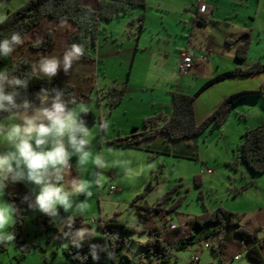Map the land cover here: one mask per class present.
<instances>
[{
    "label": "rangeland",
    "instance_id": "rangeland-1",
    "mask_svg": "<svg viewBox=\"0 0 264 264\" xmlns=\"http://www.w3.org/2000/svg\"><path fill=\"white\" fill-rule=\"evenodd\" d=\"M26 1H0V22L6 18L7 12L14 11ZM194 1L203 2L209 7L210 20L207 24L200 25L192 21L191 16L195 12L192 7ZM140 13H144L145 22L144 29L139 34L137 20L134 24L129 23L131 16H122L101 24L102 32L97 41L100 63L95 71L88 75L87 80L95 85L97 78L95 86L99 85L97 89L101 88L103 91L102 93L98 91L97 95V89L93 87L91 99L76 103L73 108L78 111L91 108L96 112L101 108L104 115L102 124H106L107 127L101 136L103 130L99 121L86 124L90 130L91 156L84 170L79 169L77 158L74 156L70 162L72 165L70 175L66 179L82 178L91 182L89 190L92 196L87 199L88 207L83 217L72 211L67 212L68 216L71 219L82 218L81 228L95 229L92 232L94 235L101 234L99 221L111 219L113 216L119 222L134 227L135 231L126 235L115 231V237L121 240L120 253L127 255L132 264H163L153 258L142 259V255L146 254V248L141 246L151 238L150 230L153 228L162 231L161 237L169 247L166 253L170 260L166 264H186L195 253L199 257V264H259L248 258L245 247L237 244L236 236H224L225 246L222 253L224 261L220 260L212 246H218V239L223 234L206 237L200 229L191 227V221L206 210L212 212L222 207L243 216L241 217L243 224L258 229L259 241L264 238V207H259L264 206V178L251 185L247 192L245 190L234 195V189L244 186L246 182H254L257 177L245 164H240L237 168L228 165L234 160L245 132L257 125H264L262 101L247 99L238 102L220 128H208L196 136L193 152L195 155L187 158L161 154L172 151L159 141L153 142V139L144 140L152 145L145 147L149 151L126 150L110 144V140L128 134L130 129L127 122H124L126 117L120 111L121 108L109 113L110 108L106 103L104 91L113 86V78L117 81L125 78L133 58L132 84L143 86L144 98L162 101L171 91L193 94L200 88L198 86L201 78L209 76L216 70H229L240 66L238 65L240 62L235 59L238 44L235 40L242 32H248L251 41L244 66L255 61L264 63V0H146L145 8L141 9ZM138 14L136 12L134 16ZM49 27L46 23L42 26L37 25L33 32L25 36V42L17 48L16 55L30 57L35 54L33 61L28 58L32 65L46 55L53 39L46 50L35 49L32 46L42 43L47 32L54 34V30L51 29L53 27L50 29ZM226 41L231 43L227 44ZM185 48L191 49L197 58L207 59L197 60L198 62L192 66L197 67L196 70L193 72L191 68L187 76L180 77L178 73L181 62L180 50ZM54 54L57 57L62 56L59 53ZM6 59L4 57L1 59L0 71L5 70ZM93 62L81 63L88 65ZM59 72L65 74L62 70ZM86 77L87 75L85 81ZM259 79V76H249L225 80L203 94L199 102L202 104L217 102L218 99H214L217 94L223 96L239 90L256 88ZM75 88L78 91L81 85ZM140 89L137 88L136 93L140 94ZM129 102L131 101L127 100L122 105L123 110L126 107L134 108ZM6 118L7 116L0 121ZM182 142L187 148H192L190 143L184 140H176L174 143ZM5 150L7 146L0 145V152ZM96 156L104 160L103 169H97L92 163ZM207 170L212 172L207 173ZM98 171L102 174L99 185L95 183ZM20 184L31 194L38 191L34 185L23 182ZM111 185L118 190L110 191ZM173 189L175 191L171 198L162 205L164 218L153 212L139 220L137 212L140 210L136 209V206L146 204L156 206L160 199ZM6 193L10 196L20 194L16 182L9 181L4 194L0 195V203L10 205ZM142 194H145L144 198L133 202ZM73 199L78 203L84 201L86 197L81 194ZM174 204V213H168ZM35 218V212L26 213L22 224L24 243L18 246L13 241L10 245L4 246L8 253L0 254V264L65 263L64 250L71 239L69 235L61 240L57 239L58 234L63 232L66 226L65 219L58 211V216L52 217L55 230L48 234H39L35 230ZM170 225H175L176 229H171ZM13 227L14 225L9 230L12 231ZM81 228H75L73 233ZM190 230L195 237L194 241L185 246H174L175 236L183 237ZM206 245H209L208 249H205ZM236 256L240 258L235 260Z\"/></svg>",
    "mask_w": 264,
    "mask_h": 264
},
{
    "label": "trees",
    "instance_id": "trees-1",
    "mask_svg": "<svg viewBox=\"0 0 264 264\" xmlns=\"http://www.w3.org/2000/svg\"><path fill=\"white\" fill-rule=\"evenodd\" d=\"M5 2L7 0H0ZM83 0H27L22 6L14 11L7 12L6 18L0 22V39L6 35H10L13 31L20 32L23 37L35 30V27L44 18H49L55 21H68L74 29L70 33L67 41L68 45L79 44L84 49V55L78 60L79 62H93L95 60V50L99 34L102 32L101 24L104 22H110L115 18L122 16H132L133 11L136 9L145 8V0H96V8L89 9L82 4ZM137 20V31L143 28L142 22L144 20V14L141 13L136 17H131L130 24H134ZM193 20L200 24L205 25L209 19V13L198 10L193 16ZM53 33L47 32L45 39L42 43L32 46L35 49L46 50L52 42ZM238 42L236 48L235 58L236 60L243 61L246 58L247 51L250 46V35L248 32L241 33L235 40ZM229 44L230 42L227 41ZM3 57H0V62ZM7 63L5 70L17 75L20 78H25L31 75L32 63L28 58L13 59L7 57ZM264 72V64L256 62L248 68H234L232 70L221 73L214 78L208 80L196 93L183 94L173 93V108L170 115L165 113H158L143 120L142 129L138 139L129 140L128 138H117L110 140V144L123 147H135L140 140L150 139L158 134H165L169 140L176 141L183 139L194 138L208 128H220L228 118L233 107L242 100L256 99L262 101L264 104V80L260 83L259 88L252 90H241L232 94H229L219 103V105L200 123L195 118V99L196 96L211 84L236 76H251L254 74ZM127 82L115 84L110 86L106 91V103L110 108L109 113L121 103L125 95ZM41 89H62L66 91V95L70 96L76 101L81 103L88 97L79 93L74 86L61 80V78L54 77L47 79L46 77L33 76L29 78V84L27 90H21V98H18V103L21 99L26 97L32 101L35 106H40V101L37 99V94ZM75 103V104H76ZM75 104L70 105L73 107ZM31 111V110H29ZM84 112V113H83ZM8 113H0V119L8 116ZM81 118L85 124H94L97 121L101 122L100 117L94 115L89 110H83ZM164 119L163 122L161 120ZM102 134L104 128H102ZM137 130V129H135ZM243 141L237 147V151L234 156V160L228 163L229 166L237 168L240 164H245L246 167L254 174L264 173V125H257L255 128L248 130L242 137ZM19 188V195L10 196L6 193V198L10 205L15 209L14 219L15 224L12 231L15 233L14 242L19 246L24 243V235L22 231V224L25 219V215L29 211L36 213L35 218V230L37 233L48 234L55 230L52 223V217H49L41 213L34 207H29V201H25V197L29 196L31 199V193L22 187L20 182H16ZM248 188V182L244 186H240L234 189V195L243 193ZM175 189L166 193L156 206L146 204L145 206H136L139 220L141 221L145 215H150L153 212L159 213L163 217V207L174 193ZM145 194L136 197L133 202L140 198H144ZM181 202V199L178 201ZM175 204L169 208L168 213H174L173 209ZM58 211L66 221V226L63 232L58 234L57 239L61 240L66 237V234H72L75 228H81L83 226V219L77 217L71 219L69 224L68 213L63 208L58 206ZM145 213V214H144ZM236 213L225 210L222 207H218L212 212L205 211L201 216L194 217L191 221L192 228H198L204 232L206 237L213 235L223 234L218 242V246H212L213 251L219 257L222 258L224 249V236L237 237V244L245 247L248 258L251 261L262 264L264 263V238L258 240V229H253L243 224L242 218ZM171 226V225H170ZM169 226V227H170ZM175 226V225H174ZM101 230L100 235H94L86 237L81 241L80 247L72 245L71 240L64 250V256L67 264H132L130 258L121 254L120 242L115 237V231H119L121 234H128L135 231V228L119 222L118 219L113 216L111 219L107 218L103 221H99L98 225ZM207 227V228H205ZM173 229H176L174 227ZM151 238L146 244H142L141 248H146V254L142 255V259H155L157 261L166 264L170 259L167 257L168 245L164 238L161 237V232L157 228L150 230ZM225 233V234H224ZM70 236V235H69ZM178 237V238H177ZM177 240L173 243L174 246H185L194 241L195 237L190 230L189 233L183 237L180 235L175 236ZM124 242V240H122ZM92 245H97L98 259L92 258ZM209 247V245H208ZM4 245H0V251L4 250ZM198 264V263H197Z\"/></svg>",
    "mask_w": 264,
    "mask_h": 264
},
{
    "label": "clouds",
    "instance_id": "clouds-1",
    "mask_svg": "<svg viewBox=\"0 0 264 264\" xmlns=\"http://www.w3.org/2000/svg\"><path fill=\"white\" fill-rule=\"evenodd\" d=\"M20 32L13 31L0 39V57L7 58L24 44ZM84 55L79 44H72L61 57L42 56L31 68V75L20 78L8 70L0 71V113H8L6 120L0 121V145L7 150L0 152V195L8 182H23L38 188L25 201L29 207L38 209L49 216H58V206L65 212L72 211L83 217L87 210V199L91 198V182L82 178L66 179L70 175L71 159L75 156L79 169L91 156L90 130L81 118L82 111L70 105L76 101L62 89H41L37 94L40 106L27 99H21V90H27L29 78L33 76L54 78L59 71L69 74L75 61ZM31 110V111H29ZM84 113V112H83ZM107 127L106 124L101 125ZM92 163L97 169L104 168V160L96 156ZM101 172H96L95 183H101ZM85 195L84 201L76 203L74 197ZM15 209L0 203V245H10L15 233L9 229L15 224ZM71 217L69 218V224ZM95 229L81 228L70 235L71 243L80 247L81 241L92 236ZM97 245H92V258L98 259Z\"/></svg>",
    "mask_w": 264,
    "mask_h": 264
},
{
    "label": "crops",
    "instance_id": "crops-1",
    "mask_svg": "<svg viewBox=\"0 0 264 264\" xmlns=\"http://www.w3.org/2000/svg\"><path fill=\"white\" fill-rule=\"evenodd\" d=\"M197 3L200 4L201 6H206V4H204L203 2H199V1H194L193 2L192 7L195 9V12H194V14L191 17H192V21L194 23H196V22L193 20V16L196 14V12L198 10L203 11V10H201L198 7ZM82 4L85 7L89 8V9H93V10L97 6L96 0H83ZM145 4H146V0H145ZM204 11L209 13V7L206 6ZM136 12L141 14L140 13L141 9L134 10L133 11V15L131 17H135L134 14ZM144 22H145V16H144V20L142 22L143 28L141 30L144 29ZM45 23L48 25V27L49 26L53 27L51 29L54 30L53 42H52V45L49 47V49L46 51V55H50V54L53 55L54 53H59V55L63 54V52L69 47L67 38H68L69 34L73 31L74 26L68 21H60V22H58V21H54V20L49 19V18H44L43 20H41V22L38 25L42 26V24H45ZM50 27H49V29H50ZM141 30L137 31L138 34L141 32ZM229 42L231 43V41H229ZM226 43H227V41H226ZM237 46H238V44H237ZM237 46H236V48H237ZM250 46H251V41H250ZM250 46H249L248 51L251 48ZM187 49L192 53V59H193L192 66L195 63L198 62L197 60H206L207 59L205 57H201L199 59V58L196 57L195 53L193 54L191 49H189V48H187ZM183 51L184 50H180V59H181V55H182ZM248 51H247V54H246V58L243 61L237 60V61L240 62V64H238V65L243 67L242 68L240 66H237L238 68L244 69V68H248L249 66L253 65V63L254 64L256 62L261 63L260 61H255V62H252L250 65L244 66V63L246 62V59H247ZM95 55H96V60L93 63H89L88 65L83 64V63H81L79 61H75L74 64H73L74 68H72V70H71V71H73L72 72L73 76H71L72 74H67V75L61 74V72H59L58 75L56 76L57 78H61V80L71 84L72 86L78 87L79 85H81V89L78 88V91L80 93H82L83 95L88 97L86 100H90L91 99V97H92V95H91L92 88L95 87L97 89V87H99V85L95 86L97 84L96 83V81H97L96 79L97 78H95V85H93L92 82L87 80L88 75L92 74L93 71H95L96 66L100 63V58H99L100 55H98V53H97V45H96ZM9 57L13 58V59L29 58L30 61H33L34 57H36V56H35V54L30 55V57H29V55L28 56H24V55L23 56H18V55H16V51H14L13 54L11 56H9ZM132 65H133V58H132V60L130 62L128 70L126 71L125 78L123 80L117 81V80H115V78H113V85H115V84L121 85V83H123L125 81L127 82L124 98H123V100H121V103L118 106L113 108V111L115 109H117V108H121L120 111L123 112V114L126 117L124 122H127V124L129 125V129H130V132L128 134H125L124 136H119L118 138H128L129 140H134V139L136 140V139H138L140 137L139 134L141 133V131H144V129H142V123H143L144 119H147V118H149L151 116H154V115H156L158 113H165V115H167V116L170 115V113H172L171 111H172V108H173V98H174L173 97V93H175L177 91L168 92L167 93V97H165V99H163L162 101H160V100L156 101V100H153L152 98H149V99L144 98V96H142L143 93H144L143 92V86L142 85L141 86H137L136 84H132V80H133V75L131 74L132 73L131 70H133L132 69ZM192 66H191V68H192ZM237 67H235V68H237ZM196 68L197 67L192 68L193 72H194V70H196ZM229 70H232V69H229ZM229 70H216V71L212 72V74H210L209 76H206L205 78H201V80H200L201 82H199V86L198 87L201 88L206 82H208V80L214 78L215 76H217V75H219L221 73L229 71ZM188 74H189V71L186 74L179 75V76L180 77H185ZM86 75H87V77H86L87 81H85V76ZM251 76H259L260 77L259 85L256 88H248V89H244V90L257 89V88H259L260 83L262 82V80H264V72L258 73V74H254V75H251ZM240 77H249V76H236V77H231V78H227V79L215 82V83L211 84L210 86L206 87L204 90H202L196 96L194 105H195V118H196V121L198 123L203 121L219 105V103L226 97L227 94H225L223 96H219V94H217V95H215V98H214V99H218L217 102H206L205 104H202V103L199 102L200 97H202V95L205 94L206 92H209L210 90H213L215 88V86H217L218 84L225 82V80L226 81L227 80H236V78H240ZM88 87H89V89H88ZM137 88H141L140 89V91H141L140 94L136 93V89ZM108 89L109 88H106V90L104 92H106ZM199 89H197V91ZM98 91H99V93H102L103 90H101V88H98L97 89V95H98ZM239 91H241V90H239ZM196 92H194V93H196ZM216 92H218V91H216ZM236 92H238V91H236ZM233 93H235V92H233ZM183 94H186V93H183ZM189 95H191V94H189ZM96 99L98 101H100L98 98H96ZM127 100L131 101L129 103L133 104L132 105V106H134L133 109H130V108L128 109L126 107L123 110L122 105L124 103H126ZM82 102H84V101H82ZM99 103H101V101ZM210 104L212 106H209ZM99 107H101L100 104H99ZM83 110H89L92 113H94V115H97L98 117H100V119H101L100 123L102 124V120L104 119V117H103L104 115L102 113L101 108L97 112L92 110L91 108L82 109L81 111H83ZM163 121H164V119L161 120V122H163ZM135 129H137V130H135ZM151 139H153V142H155V143H156V141H159V142L163 143L164 145H166L168 147V149H170V151H172V152H169V153H161V154H165V155H168V156L172 155L173 157H187V158L190 157V156L192 157V155H195V154H193V152H194V147H195V143H196V137L189 138V139H183L185 142H189L190 146L192 148H187L186 146H184L183 142L182 143H174L175 141L169 140L168 137L165 134H158L157 136H155L153 138L144 139V140H151ZM112 140H114V139H112ZM144 140H140L141 142L139 141L138 143H136L137 145H135V147H132V148L123 147L120 144H118L116 146H120V147H122L123 149H126V150H135V151L145 150V151H149L145 147H147V146L150 147L152 145L148 144ZM176 149H179V150H176ZM159 151H161V150H159ZM254 176H256L257 178H256V180L254 182H248V188H247L246 192L250 189L251 185H253L256 182H258L259 179L261 180L262 178H264V173L263 174H255ZM111 186H113V185H111ZM259 207L262 208L264 206H259ZM158 231H160L162 233L161 230H158ZM165 232H167V231H165ZM177 238H174L173 242H175L177 240ZM220 239L221 238L218 239V242H219ZM205 249H208V248H205ZM3 253H8V252H7L6 249H4V250L0 251V254H3ZM194 255H197V253H195ZM64 264H67L66 259H65V263Z\"/></svg>",
    "mask_w": 264,
    "mask_h": 264
},
{
    "label": "built area",
    "instance_id": "built-area-1",
    "mask_svg": "<svg viewBox=\"0 0 264 264\" xmlns=\"http://www.w3.org/2000/svg\"><path fill=\"white\" fill-rule=\"evenodd\" d=\"M198 7L201 9V10H205V7L206 6H201L200 4H198ZM192 63H193V59H192V53L188 50V49H185L183 52H182V55H181V62H180V65H179V69H178V73L179 75H184L186 74L189 69L191 68L192 66ZM208 172L207 173H211L212 171L210 170H207ZM118 189L114 186H110V191H117ZM175 226L174 225H171L170 228L173 229ZM206 248H208V246L206 245L205 246ZM240 257L239 256H236L235 257V260H238ZM199 261V257L197 255H193L191 256L190 260L186 263V264H197Z\"/></svg>",
    "mask_w": 264,
    "mask_h": 264
}]
</instances>
